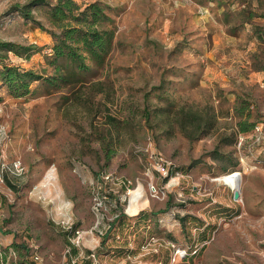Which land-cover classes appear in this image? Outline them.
Instances as JSON below:
<instances>
[{"label":"rangeland","instance_id":"374dc122","mask_svg":"<svg viewBox=\"0 0 264 264\" xmlns=\"http://www.w3.org/2000/svg\"><path fill=\"white\" fill-rule=\"evenodd\" d=\"M30 1L0 0V40L42 47L4 61L42 72L58 30L47 7L33 10L45 30L12 9ZM76 1L113 20L105 63L22 98L0 83V161L27 169L0 177V264H72L71 248L76 264H264V0ZM241 103L261 131L237 134ZM189 110L217 115L209 136H186ZM156 157L172 164L170 180ZM63 221L83 231L79 246ZM143 231L162 240L158 253L141 251ZM168 242L189 255L173 262Z\"/></svg>","mask_w":264,"mask_h":264},{"label":"trees","instance_id":"16d2710c","mask_svg":"<svg viewBox=\"0 0 264 264\" xmlns=\"http://www.w3.org/2000/svg\"><path fill=\"white\" fill-rule=\"evenodd\" d=\"M44 7H47V20L58 32L48 31L55 40V44L51 47L52 56H46L48 66L44 67L42 72L33 69L23 70L4 62L9 53L29 59L32 54L40 52L42 47L35 44L22 45L0 40V83L15 98L28 96L33 92L35 84L39 87L45 83L48 87L54 88L71 85L77 73H87L92 71L93 66H102L113 47L115 39V28L111 26L113 20L106 14L105 8L100 3L96 2L82 7L76 0H54L53 2L31 0L27 4H16L12 9L24 20L30 22L34 28L45 30L44 25L37 21L33 14L34 9ZM50 68H53V73L49 72ZM235 110L237 134H247L257 127L258 121L254 119L250 111L246 112L247 108L243 103L235 107ZM183 119L184 133L191 140L209 136L217 123V115L209 110L205 112L185 111ZM213 154L218 159L229 157L217 147ZM239 165V161H235L232 165L233 171L239 170ZM11 189L13 190L12 187ZM168 203L172 207L170 198ZM159 212L143 215L147 216L146 220H148L150 217L157 216ZM178 218L183 222V232L187 233L186 216L182 218L178 216ZM117 223L120 226L121 219ZM121 248L123 247L119 246L117 250L119 254L124 253ZM75 255H77L76 249L71 248V262Z\"/></svg>","mask_w":264,"mask_h":264},{"label":"built area","instance_id":"2783aa9c","mask_svg":"<svg viewBox=\"0 0 264 264\" xmlns=\"http://www.w3.org/2000/svg\"><path fill=\"white\" fill-rule=\"evenodd\" d=\"M262 126L256 127L257 132L261 131ZM7 135L6 128L1 125L0 126V141L3 140ZM258 140L260 137L257 138ZM157 168L154 167L157 171L160 172L162 179H167L170 180L173 177V173L171 172L172 164L164 161L162 158H155ZM27 173L26 166L21 160H14L12 162H5V161H0V177L2 181L4 182L5 180V175L9 174L11 176H14L16 178H21L25 176ZM178 175V174H177ZM106 180H113L111 175L108 174L106 175ZM10 188V187H9ZM11 189V188H10ZM12 190V189H11ZM153 191L155 193L158 192V188L153 186ZM96 200H98V197H96ZM64 228L67 231H73V224L70 223L69 221L65 223V221L62 222ZM83 236V231L81 230H74L73 231V237L74 239L72 240L73 244L76 246L80 245V240L82 239ZM162 244V240L158 238L155 235L148 234L144 241L141 244V251L146 255V254H155L159 252V246ZM168 245L173 249V255H172V261L177 262L178 260L184 259L189 255L188 251L186 249H181L176 246V244L172 242H168ZM69 252V250H68ZM197 251H195L196 253ZM90 258H93L96 260V255L92 253L90 255ZM72 264H76V260L72 261Z\"/></svg>","mask_w":264,"mask_h":264},{"label":"crops","instance_id":"0c3cea01","mask_svg":"<svg viewBox=\"0 0 264 264\" xmlns=\"http://www.w3.org/2000/svg\"><path fill=\"white\" fill-rule=\"evenodd\" d=\"M143 234H145V237L147 236L148 234V231H143ZM126 260H124L123 263H120V264H126ZM155 262V263H154ZM139 264H160V262H156V261H153V260H148L147 262L146 261H143V262H140Z\"/></svg>","mask_w":264,"mask_h":264},{"label":"water","instance_id":"95a60500","mask_svg":"<svg viewBox=\"0 0 264 264\" xmlns=\"http://www.w3.org/2000/svg\"><path fill=\"white\" fill-rule=\"evenodd\" d=\"M238 175L240 176L241 179V174L239 172ZM240 196H241L240 189L234 190V200L238 201L240 199Z\"/></svg>","mask_w":264,"mask_h":264},{"label":"bare ground","instance_id":"6f19581e","mask_svg":"<svg viewBox=\"0 0 264 264\" xmlns=\"http://www.w3.org/2000/svg\"><path fill=\"white\" fill-rule=\"evenodd\" d=\"M53 179L55 180L56 179V175H54V173H52V174H48V176H47V180L50 182V181H53ZM54 183V182H53ZM52 182H51V184H53ZM146 204V203H145ZM134 209H132V206H130V211H133ZM147 262V261H146ZM155 263V262H154Z\"/></svg>","mask_w":264,"mask_h":264}]
</instances>
